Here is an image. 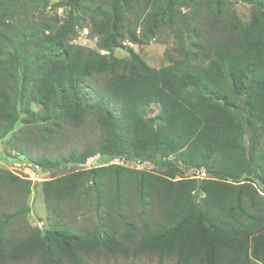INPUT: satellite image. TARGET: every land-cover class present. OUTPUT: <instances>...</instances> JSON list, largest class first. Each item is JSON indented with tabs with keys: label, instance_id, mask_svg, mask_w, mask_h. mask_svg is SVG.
<instances>
[{
	"label": "trees",
	"instance_id": "1",
	"mask_svg": "<svg viewBox=\"0 0 264 264\" xmlns=\"http://www.w3.org/2000/svg\"><path fill=\"white\" fill-rule=\"evenodd\" d=\"M36 1L47 7L51 0ZM178 2L90 0L91 35L109 54L74 44L72 24L22 15L16 0L0 3V140L23 123L13 134L16 150L27 153L22 145L33 144L28 134L35 129L58 151L67 131L94 125L96 144L59 157L43 152L32 162L51 169L105 152L110 161L155 163L171 178L181 165L210 175L179 188L144 169L113 164L45 181L52 214H63L92 183L105 209L100 227L63 224L16 238L12 225L27 210L3 213L0 264H88L92 255L264 264V195L252 184L229 182L251 176L264 189V0L246 29L224 0H181L184 11ZM162 28L176 43L165 53L168 65L153 68L130 46L126 59L112 54L121 37L143 45ZM32 104L41 111L29 110ZM150 105L160 108L154 118L147 116ZM10 177H1L0 188L19 179Z\"/></svg>",
	"mask_w": 264,
	"mask_h": 264
},
{
	"label": "rangeland",
	"instance_id": "2",
	"mask_svg": "<svg viewBox=\"0 0 264 264\" xmlns=\"http://www.w3.org/2000/svg\"><path fill=\"white\" fill-rule=\"evenodd\" d=\"M4 0H0V3ZM227 7L231 8L236 14L239 24L243 28H249L252 24V17L255 7L258 6L259 0H224ZM21 6L22 15L26 10L31 14L46 15L54 17L61 24H72L73 26V43L81 45L87 48H91L101 52L102 54H109L110 51L102 50L99 46V39L91 35V12L88 11L90 6V0H51L47 7L38 5L36 0H16ZM178 10L184 11V3L179 0L176 3ZM140 27L137 29V33L140 34ZM162 34L158 36V39H154L149 43L143 45H136L131 43L128 35L121 37L119 40L122 47L115 48L112 54L118 59H126L129 57L126 46H130L135 52L139 53L141 57L153 68H161L169 64L165 53L171 48L176 46L173 39L169 38V33L166 28H162ZM96 98V97H94ZM41 106L32 104L30 106L31 111H41ZM147 116L154 118L160 108L158 106L150 105L146 109ZM27 113H22L21 118H25ZM23 123H19L14 132L8 135L3 140H0V179L3 176L11 178L10 175L19 178L17 182H8L9 187L0 188V225H4L3 215H10L17 212L20 208L27 210L24 215V220L19 224L12 225L13 234L18 237H26L32 229H39L41 231L46 230L52 226L67 224L75 230L81 229H95L100 227V221L105 214L104 208H99L97 201V190L92 183L87 184L85 194L81 195L79 200L73 201L64 206L63 214H52L47 208L46 198L44 194V188L42 183L49 180H56L67 175L80 173L87 170L101 171L108 169L109 165H123L129 166L133 170L141 167L136 164L126 163L122 160L110 161L105 152L96 154L95 156L87 159L83 164H62L60 167H54L51 169L43 168L35 165L31 158L41 155L46 152L49 156L59 157L67 154L72 150L81 151L87 145L96 144L100 132L94 125H89L86 128H80L79 130H69L66 132V138L60 140V149L55 151L53 146L55 144L47 145L40 136L39 130H31L29 136L33 144L24 143L22 147L26 149L27 153L24 154L16 150L18 144L17 140L13 139V134L23 128ZM252 134H248L244 137L245 147L249 149L252 144ZM260 147L264 148V134L259 137ZM170 160L177 163L175 156H169ZM142 168L149 173L157 177L167 178L168 181L174 182L179 188H184L185 183L190 179H202L204 177H210L209 174L202 168L184 169L183 166H179L182 173L176 174L173 178L168 175L166 169H161L155 163H141ZM2 180V179H1ZM233 184H252L264 195V189L262 185L253 177L244 176L242 179L237 180L239 183ZM202 197V196H201ZM200 197V198H201ZM21 210V209H20ZM19 210V211H20ZM4 213V214H3ZM101 218V219H100ZM8 225V224H5ZM11 226V225H10ZM10 229V230H11ZM15 238V239H16ZM177 259L174 257L164 258L160 260L156 256H138V257H108V256H95L89 257L88 264H178ZM8 264H42L38 260L23 263H8Z\"/></svg>",
	"mask_w": 264,
	"mask_h": 264
},
{
	"label": "built area",
	"instance_id": "3",
	"mask_svg": "<svg viewBox=\"0 0 264 264\" xmlns=\"http://www.w3.org/2000/svg\"><path fill=\"white\" fill-rule=\"evenodd\" d=\"M130 164H136L137 166L139 165V167H141V169H143L141 163H130Z\"/></svg>",
	"mask_w": 264,
	"mask_h": 264
}]
</instances>
